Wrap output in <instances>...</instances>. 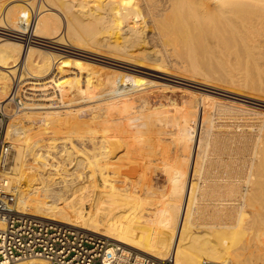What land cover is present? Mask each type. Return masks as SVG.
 <instances>
[{"label": "bare ground", "instance_id": "bare-ground-1", "mask_svg": "<svg viewBox=\"0 0 264 264\" xmlns=\"http://www.w3.org/2000/svg\"><path fill=\"white\" fill-rule=\"evenodd\" d=\"M11 1L13 2L16 0H0V109L3 108L12 93L10 81L12 79L14 80V76L16 78H24L39 83L37 87L26 86V89L32 91H28L31 97L40 96L51 99L52 103L44 105L41 108L49 110L50 112H52L51 110H54L55 108H64L61 110H55L54 113L63 112L64 115L57 118L66 124L84 123L90 121L86 120L84 117L81 118L78 115H75L78 113L76 111L81 105L86 103L89 104V102H96V105H98L97 116L99 118H104L106 115L115 114L121 108L126 106L125 100L121 99L126 95L128 96L132 94L130 96H135V93L138 94L140 91H143L141 94H144V90H147L148 88L153 89L155 86L169 84L177 79V76L174 73L163 74L158 71L161 68L164 69L168 67L163 64L164 58L170 57L173 59V57L176 58L177 56L176 51L175 54H171V56L168 57L170 54L169 52L174 49H164L162 52L159 45L161 44L165 47L167 40L170 39L171 41L172 38L176 40L177 34H179V38L182 40H198V36H200L201 39L199 29H204L202 30V34L205 32L206 35L211 31L213 35L210 34V32V35L208 36L209 38L212 35L213 38L217 37L216 40H222L221 42L218 41L219 43L217 41L216 43L211 41L216 45L218 44L217 46L224 42L226 45L224 47L223 44V47L226 48L228 45V48L230 49L229 45L235 47V45L231 43L232 41L235 43L234 40L237 41V44L239 42V47H241L240 42L245 43L246 47L244 45V52L243 49L241 50L244 53L243 58L246 59L250 55L259 53L260 48L264 44V0H42L39 2L37 9L39 11L36 13L35 18H32L30 13H28L30 10L33 14L34 0H17L18 2L15 3L16 5H13V9L11 10L7 9L8 7L6 8L3 6L5 5L4 3H9ZM2 11L4 14L9 13L12 20L15 22L17 21L19 25H16L13 21H11L10 25V23L8 24L9 20L8 22L7 19L2 20ZM190 25L191 28L188 27ZM78 28L83 31L82 33L86 34V38H88L87 41L90 40L92 41L91 43L94 41L98 44V40L95 41L98 39L96 37L99 36L100 38V36L104 34L101 38L102 41H99L100 45H98L99 47L101 46L103 48H107L108 52H97V45L95 48L90 47L87 45L88 43L86 44V42H84V38L82 40L79 39L78 33L80 30H78ZM63 30H65L68 37L63 36ZM206 30L208 31L207 33ZM81 34L80 36L82 37ZM214 34L216 35L215 37ZM206 38L207 37H205L204 40H207ZM173 41L174 40H172V42ZM221 44L220 49L223 48H221ZM137 47H139L138 50H133V48ZM256 49H258V52ZM225 50L228 49L226 48ZM133 52L136 54L133 55ZM242 54L240 56H242ZM95 57L101 58L102 61L113 59L120 63L119 66H113L112 69L109 70V72L114 74L112 77L116 80H111L112 84L111 82L109 83V85L111 84L110 88L112 90L109 88V90L106 88L102 89L103 91L107 90L106 93L105 91H102L103 93L100 91L101 94H96L94 89L92 90L94 85L91 83L92 80L90 81L89 72L87 73L89 70L82 71L83 68H76L77 65H83L89 61H94ZM61 59L64 60L60 61ZM172 59L170 60L172 61ZM19 63L21 64L18 66ZM192 68H194L196 72L197 67L193 66ZM101 70L92 78H100L99 75L101 74ZM48 72L49 74H52L48 75L50 78H57L60 83H63L64 79L68 78L70 89L74 90V93L75 91L83 93L84 97L80 99H72L69 97L66 102L59 99L56 100L57 98H54L52 91L48 89L45 82L39 80V78L43 77ZM115 72H120L121 75L117 76L115 75L117 74ZM158 75H160L159 78L157 77ZM100 80L102 81V77ZM100 80L98 79V81ZM97 90L99 91L101 89L98 87ZM98 91L96 92L99 93ZM93 92L96 95L92 94ZM110 93L113 94L109 95V97L107 94ZM147 101H149V99H147ZM259 102L264 103V101ZM187 105H189V103ZM152 108L155 113L154 116H152L154 120L153 125L156 120L163 123L162 116L165 112L162 111L160 103L154 104ZM191 112L190 108L188 110L185 108L181 111V113H178L180 118L179 129H181V131L185 134L193 131L194 129V114ZM232 112L233 111L227 112L226 115H232L239 120H250V123L255 124L254 120L259 117L258 115L259 112H261V109H257L254 113L256 114V117H240L238 112ZM133 116L138 117L139 119L140 115L138 113H134ZM138 119L136 121H138ZM140 120L141 119H139L138 122H140ZM233 121L227 125H217L215 130L218 131V133H231L229 137L237 140H240L239 138L241 136L242 139L240 141H243L246 136L242 133L252 132L254 129L252 124H236ZM136 124L138 123L136 122ZM18 128H12L11 131L13 136L16 135ZM209 135L210 133L208 136ZM208 136L206 135L204 142L206 147L202 150L203 156L201 159L203 161L204 158H209L208 150L210 147H215V143L217 141L213 134L212 136H209L210 138ZM26 148L27 150L25 151H28V154H36L34 152L36 151V146L34 144L27 145ZM93 149L94 150L90 158V165L93 169V172L91 173L92 183H90V186L95 187L100 194L97 197V210L94 208V210L86 212L84 208V203H94V200L90 195L93 189H89V191L83 194L80 193L79 196H75L77 191H73L67 200H59L58 191H56V189L54 190V187L60 182H74L76 178L73 176L72 172L68 173H71L72 176L68 175L65 178L60 176L62 180H59V178L57 181L52 180L50 182V178L47 177L48 174L43 176V173L39 175L40 177L38 179L30 178L29 182L20 181L16 174L20 172V162L18 161L20 158L18 159V157L21 154V150L20 147H17V149L13 151V144L9 160L1 173L2 181L5 183H2V191L0 192V207L5 206L6 208L19 213L51 219L75 226L77 228L99 233L104 237H110L109 239L112 241L122 243L124 246L135 249L138 254H147L146 252H148V245L151 243V238L148 237V240L143 243V241L138 239V236L136 237V235L138 232L143 231L145 225L151 224L152 222L148 219V215L146 214H144L141 222H139V219L137 218L139 217L137 210L133 207L131 209L129 208L128 203L131 204L134 202L133 205H135V202H137V194H132L128 198V202H126V197L123 195L124 188L119 182L116 183L115 174L103 175L105 170L104 167L109 166L114 162V160L111 159V156H109L107 147L102 145L98 148L95 146ZM37 161L38 164L40 163L42 166V170L44 166L43 163H41L40 160ZM82 161L85 160L76 158V161L71 165L73 166L72 168H74L73 173L79 176L80 174L77 173V171ZM175 166L176 168H174ZM175 166L173 165L171 167L175 170L177 169V171H173L174 173L172 175L168 174L172 176L171 178H168L170 179V185L172 183V188H169L170 186L168 187L172 190L171 196L168 199L171 211H164L158 218L156 222L157 224H153L157 226L164 224L167 225L168 228H171L172 221L174 217H176V211L178 210V199L183 195V193L187 196L184 200L185 205L183 204L185 209L184 212L182 211L183 216L180 219L181 223L179 224V231L177 234L175 233L176 237L171 236V232L167 235L165 234L166 244L164 245L165 247L163 246L162 248L164 254L168 252V247L173 245V259H171L172 264H203V262L216 264H242L243 262H241V260L239 262V259H233L234 261L232 262L234 263H232L231 260L229 261L227 256L228 253H230V249H228V247L222 248V245H226V243L234 240L237 241L236 239L239 235H235L234 233H237L238 229L241 232L242 228H244L243 222L245 221V213H238V217L235 218L236 220L238 219L237 223H234L233 225L231 224V226L221 225V227L219 226L220 228L217 227L220 229H218L219 231L216 230V227L213 225L198 226L197 228H207V230H205L206 233L204 234L205 237L202 235L187 237V235L183 233L182 226L184 224V220L186 221V219L191 218L190 216L193 215L192 205L196 203L195 195L197 187L192 178L188 180L189 183L184 181V168L178 166V164ZM196 167L193 168L194 170H192V173L190 174L194 173ZM167 168L170 169L169 167ZM171 169L169 171H172ZM200 170L202 169L197 170L198 173L201 172ZM128 181L129 178H127V183H129ZM227 183L228 184L225 183L221 186L225 188L224 191L228 196L233 195L237 187L232 182L231 184H229L230 182ZM204 186L205 188L201 191V194L204 193V195L205 193H215L220 190L221 187H218L215 182ZM259 187L260 186H258L257 189H259ZM252 188L255 189L256 187ZM47 193L50 194L47 195ZM144 193L145 194L143 195H149L144 199L148 201V198L153 196L155 191L150 188H146ZM223 202L224 203L220 204L225 209V206L228 204L231 206L232 199H227L226 197V199H223ZM244 202L246 203V201ZM244 202H242V204ZM217 209H219V213H210L209 216H212V218L232 216L228 212L220 213L221 210L224 209ZM240 209L242 210V208ZM92 212L95 214L93 226L91 225L92 227H86L85 224L88 220L86 216L88 213L90 215ZM232 227L237 229L234 230V233L232 230L230 231ZM165 228L166 227H159L157 231L152 229L153 232H155L154 237H161ZM228 228H230V234L227 233ZM223 231H226L228 234L227 237L221 236V234L224 233ZM261 233L255 234L254 236L252 235L254 238L250 237V239H256L257 245L262 243L260 237ZM216 235L219 237L207 239V236L214 237ZM165 236L163 234V238ZM240 236L238 237L240 240H238L239 242H241L242 239ZM200 243L201 245H199ZM193 244H195V246H193ZM232 244L233 242H231L230 245ZM229 248H231V246ZM239 251L241 252L240 249ZM233 252L234 251H232V253ZM237 255L238 254H236V257ZM246 262L244 261V263Z\"/></svg>", "mask_w": 264, "mask_h": 264}, {"label": "rangeland", "instance_id": "rangeland-1", "mask_svg": "<svg viewBox=\"0 0 264 264\" xmlns=\"http://www.w3.org/2000/svg\"><path fill=\"white\" fill-rule=\"evenodd\" d=\"M41 1L42 0H34L33 14L32 11H28L32 18L36 17V13L39 11L37 10L38 5ZM16 2L18 1L4 3L5 5L3 6L6 8L8 7L7 9L11 10ZM1 17L2 20L7 19V22L9 20L8 24L10 23L11 25V21L13 20L9 13L4 14L2 11ZM15 23L16 25H19L17 21ZM188 27L191 28V25ZM78 30L80 29L78 28ZM199 30L200 34H198L201 35V39L200 36L197 35L199 37L198 40H182L179 38V34H177L176 40L173 38L171 41L170 39L167 40L165 47L161 44L160 47L158 44L162 52L164 49H174L169 52L170 54L168 57L171 56V54H175L177 51L176 58H164L163 64L168 67L158 70L163 74L174 73L176 74L177 79L169 84L158 85L154 88L152 87L153 89L148 88L147 90H144V94H141L143 91H140L138 94L135 93V96H130L132 94L128 96L126 95L121 98L125 100L126 106L121 108L115 114L106 115L104 118H99L97 116L98 105H96V102H89V104L86 103L81 105L78 107L76 111L78 113L75 115L90 120L84 123L66 124L62 120H58L57 117H61L64 113H54V111L64 108H55L54 110H51L52 112L41 108L44 105L52 103L51 99L40 96L31 97L28 91H32L26 89L27 87H37L39 83L24 78H16L14 76V80L12 79L10 81V87H18V90L20 88L19 93L24 96V106L21 111L11 114V105L7 101L1 109L11 115L7 126V135L13 144V151H15L17 147H20L21 150V154L18 157V159L20 158L18 160L20 162V172H18L16 176H18L20 181L29 182L30 178L38 179L40 177L39 175L43 173V176L48 174L47 177L50 178L51 182L52 180L57 181L60 176L65 178L66 176H72L73 174L76 181L60 182L54 187V190L56 189V191H58L59 200H67L73 191H77L75 196H79L80 193L83 194L89 191V189H93L90 195L94 200V203H84V208L86 212L94 210V208L97 210V197L100 194L95 187L90 186V183H92L91 173L93 172L90 165V158L95 146L98 148L105 145L109 151V156H111V159H113L114 162L109 166L104 167L105 170L103 169V175L115 174L116 183L119 182L124 188L123 195L126 197V202H128V198L132 194H137V202H135V205H137H133L134 202L131 204L128 203L129 208L131 209L133 207L137 210V213L139 214V217H137L139 222H141L144 214L148 215V219L152 222L151 224L144 226L143 231H140L141 234L140 232H138L137 235L135 234L136 237L138 236V239L143 241V243L148 240V237L151 238V243L148 245L149 248L146 253L161 260H168L172 263L173 245L168 247L169 249L166 254H164L162 249L166 244L165 234L167 235L171 232V236L176 237L180 227L179 224L181 223L180 219L182 218L185 209L183 206L184 200L187 195L183 193L178 199V210L176 211V217H174L172 221L171 228H168L167 225L164 224V226L162 224L157 226L153 223L157 224L156 222L158 218L164 211H171L168 199L172 193V190L169 189L172 188V183L170 185V179L168 178H171V175L177 171V169L175 170L174 168H176L175 165L178 164V166L184 168V181L189 183L188 180L192 178L197 187L195 195L196 203L192 205L193 215L190 216L191 218L186 219V221L184 220L182 226L183 233L186 234L187 237L193 235H202L205 237L204 234L206 233L205 230H207V228H197L198 226L213 225L216 227V230H218L221 225L231 226V224L233 225L234 223H237L238 219L236 220L235 218L238 217L241 212H244V228H242L241 232L238 229L236 233L234 230L237 229L233 227L232 229L228 228V231L226 230L229 234L230 229L233 233L235 232V235H241V242H239V236H237V241H231L233 242V246L230 245L231 242H228L226 245L224 244L225 246L222 245V248L228 247V249H230L227 258H229V261L231 260V262L235 259H239L238 261L240 262L241 260V262H243L242 264H264V245H262L264 244V231H262L264 230V103L259 102L264 101V44L260 48L259 53L250 55L246 59L243 58L244 48L246 47L245 43L240 42L241 48L239 47V42L237 44V41L234 40L235 43H233V41L231 43L235 45V47L229 45V49L227 45L226 48L228 50H225L226 48L224 47L226 44L223 42L222 44L220 43L221 48L224 44V49L222 48V50L220 49V44L217 46L218 44L216 45L211 42L214 41L216 43V41H219V39L216 40L217 37L213 38L211 31V33H209L212 35L209 38L208 36L210 34L207 33V30L206 33L208 35H205V32L202 34V30L204 29ZM62 32L64 37H68L65 30ZM82 32V30L79 31L80 34ZM79 33V39L82 40L84 38L83 40L86 44L88 43V46L95 48L97 45V52H108L107 48L99 47V41H102L101 38L104 34L101 35L100 38L99 36L96 37L98 39L95 41L98 40V45L94 41L93 43H91L92 41L90 40L87 41L88 38H86V34L82 33L81 37ZM204 36L207 37V40H204ZM215 36L216 35L214 34V37ZM172 40L174 41L172 42ZM221 41L222 40L219 42ZM138 48L139 47L133 48V50H138ZM241 49H243V52ZM257 50L258 49H256V51ZM134 52L133 55L136 54H134ZM241 54L242 56H240ZM170 59H172V61ZM62 60L64 59H61L60 61ZM20 64L21 63H19L18 66ZM119 65L120 63L113 59L102 61L101 58L95 57L94 61H89L83 65H77L76 68H83L82 71L89 70L87 73L89 72L90 81L92 80L91 83L94 85L92 90L94 89L96 94H101L100 91L102 92V89L104 88L112 90L110 85L112 84V81L116 79L112 77L114 74L109 72V70L112 69L113 66ZM193 66L197 67L196 72L195 69L192 68ZM100 70V78H92ZM115 73H117L115 74L117 76L121 75L120 72ZM48 75L52 74H49L48 72L43 77L39 78V80L45 82L48 89L52 91L54 98H57L56 100L59 99L66 102L69 97L72 99H80L84 97L83 93H80L79 91H75L74 93V90L70 89L68 78L64 79L66 83L64 81L63 83H60L57 78H50ZM101 77L102 81L100 80ZM157 77L159 78L160 75ZM98 79L101 82L98 81ZM110 82L111 84L109 85ZM98 87L101 90L98 91ZM107 90H104L105 93ZM94 92L92 94L96 95ZM112 94L113 93L107 95L109 96ZM147 99H149V101H147ZM156 103H160L161 109L165 114L163 115L164 117L162 116L163 123L156 120L157 123L155 122L153 125L154 120L152 116H154L155 113L153 112L154 109L152 106ZM188 103L190 106L187 105ZM185 108L187 110L190 108L192 111L191 113L194 114V129L187 134L179 129L180 118L178 113H181ZM257 109H261V112H259V117L256 118L257 120H254L255 124L250 123V120H239L232 115H226L227 112L233 111L232 113L238 112L240 117H256V114L254 113ZM134 113L140 115L139 119H141L140 122L142 123V126L141 123L138 122V117L133 116ZM137 119L138 121H136ZM231 121L236 124L246 123L247 125H253L254 129L252 132L242 133L246 136H244L245 138L243 140L245 143L247 142L246 145L243 141H240L242 139L241 136L239 138L240 140H237L229 137L231 133H218V131L215 130L217 125H227ZM136 122L138 124H136ZM14 127H19L15 136H13L11 131ZM209 133L211 136L213 134L217 141L215 147H210L208 150L209 158H204L203 161L201 159L203 156L202 150L206 147L204 142L206 135L208 136ZM91 137L93 141L91 140ZM32 144L36 146V151L34 152L37 155H31L28 154V151H25L27 150L26 146ZM76 158L85 160L82 161L77 171L80 176L73 173L74 168L71 166L76 161ZM37 160H40L41 163H43L44 166L42 170V166L40 163L38 164ZM172 164L175 166L174 168L171 167L173 166ZM167 167H171L172 169H170L172 171H169L170 169ZM194 167H196L194 171L195 174H190L192 173V170H194ZM198 169H202L200 170L201 172L198 173ZM69 172H72V174H68ZM127 178H129V183H127ZM59 180L62 179L60 178ZM213 182H215L218 187L225 183L228 184L227 182H230L229 184L232 182L237 187V192L235 191L234 194L231 193L233 195L228 196L224 191L225 188L221 186V191L218 190L215 193H205V195L204 193L201 194V191L205 188L204 185H210L213 184ZM258 186H260L259 189H257ZM252 187L256 188L253 189ZM146 188L155 191L154 195L148 198V201L144 200L147 195H143L145 194L144 191ZM249 189L251 190V193ZM222 193L226 195H223ZM49 194L50 193H47V195ZM226 197L227 199H232L231 206L233 205V209L229 204V206L226 204L228 208L230 207L229 209L227 206H225L224 209L220 204L224 203L223 199H226ZM243 200L246 201V203ZM242 202L245 204H242ZM217 208L224 209L221 210L220 213L228 212L232 216H223V218H212V216H209L210 213H219V209ZM240 208H242V210ZM94 217V212L90 213V215L89 213L87 214L86 218L88 220L85 224L86 227L93 226ZM159 227H166L164 233L161 234V237H154L155 232H153L152 229L157 231ZM226 231H223L224 233L221 234L222 237H227L228 234ZM259 233H261L260 237L262 243L260 242L261 244L257 245V241L256 239H252L254 238L252 235L254 236ZM163 234L165 236L164 238ZM217 237L219 236H207V239ZM250 237L252 238L250 239ZM199 245H201V243ZM193 246H195V244H193ZM230 246L231 248H229ZM232 251L236 252L232 253ZM236 254H238L237 257ZM244 261L247 262L244 263Z\"/></svg>", "mask_w": 264, "mask_h": 264}, {"label": "built area", "instance_id": "built-area-1", "mask_svg": "<svg viewBox=\"0 0 264 264\" xmlns=\"http://www.w3.org/2000/svg\"><path fill=\"white\" fill-rule=\"evenodd\" d=\"M12 88L11 114L24 96ZM10 114L0 109V192L2 171L12 149L7 135ZM4 186V185H3ZM38 261V262H37ZM0 264H172L112 241L99 233L0 207ZM203 264H216L203 262Z\"/></svg>", "mask_w": 264, "mask_h": 264}]
</instances>
